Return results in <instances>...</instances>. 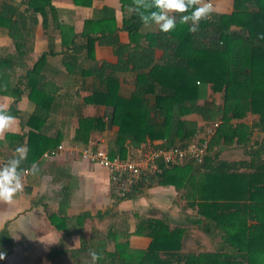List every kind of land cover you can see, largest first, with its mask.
I'll use <instances>...</instances> for the list:
<instances>
[{"label":"trees","instance_id":"trees-1","mask_svg":"<svg viewBox=\"0 0 264 264\" xmlns=\"http://www.w3.org/2000/svg\"><path fill=\"white\" fill-rule=\"evenodd\" d=\"M73 1L78 6H92L94 0ZM121 1L125 12L122 30L128 32L129 42L120 40L112 8L105 7L85 21L82 33L89 48L96 41L111 45L119 61H95L80 70L83 80L88 76L98 80L92 83L93 92L85 102L106 105L111 112L109 121L101 115L80 116L76 140L88 144L93 131H104L108 124L116 126L109 154L125 158L133 154L128 148L146 145L147 140H163L161 145L166 147L186 144L198 136L197 141L202 142L203 127L188 118L192 114L209 123L220 121L202 164L191 159L169 165L161 162L148 179L174 185L185 207L196 211L197 227L220 238L221 243L214 248L216 253L194 256L187 248L192 230L173 226L166 218L138 216L134 234L150 237L147 249L133 248L129 233L110 229L103 238L96 234L72 250L74 264H92L89 250L101 254L96 264H242L243 257L253 261L254 253L264 251V137H253L254 132H264V40L259 39L264 34V0H231L232 10L213 11L210 19L201 21L198 32L178 25L170 34L156 25L145 29L129 11L132 0ZM25 5L22 12L20 2L0 0V30L16 46V52L0 58L3 70L20 60V43L30 42L29 30L38 19L27 17V12L42 13L45 25L48 10L58 20L52 0H26ZM108 24L114 27L107 28ZM158 51L162 52L160 57ZM9 69L14 76L13 66ZM123 72L136 76L129 95L122 88ZM1 85L0 81V91ZM50 111L48 104L38 103L26 134L8 133L0 141V149L5 144L14 151L27 145V160L22 164L25 170L63 139L60 132L47 134L43 126ZM9 113L17 115L16 104ZM225 147L243 149L250 158L222 159ZM86 218L81 216L79 224Z\"/></svg>","mask_w":264,"mask_h":264},{"label":"crops","instance_id":"crops-1","mask_svg":"<svg viewBox=\"0 0 264 264\" xmlns=\"http://www.w3.org/2000/svg\"><path fill=\"white\" fill-rule=\"evenodd\" d=\"M8 1L20 2L22 12L26 8V0ZM226 2L221 0V12L232 10L231 1L229 9H225ZM52 4L58 9V20L55 21L54 13L48 10L47 25L42 13L25 12L27 17L36 16L38 22L29 30L32 33L30 42L20 43V60L16 65L6 66L4 70L0 67V81L3 84L0 106L9 113V108L16 104L17 115L9 113L15 119L8 133L25 135L30 129L27 122L35 113L37 104H48L51 111L43 126L49 135L61 133L63 139L57 146L63 144L65 149L58 156L42 157L35 162L38 171L35 174L29 172L24 190L13 198L12 203L0 201V252L5 253L0 264H60L61 260L63 264H74L72 250L79 249L82 242L89 241L96 234L97 238H103L110 229L129 233L133 248L147 249L151 243L150 237L134 234L138 216L166 218L173 226L193 228L191 239L196 244L192 247L194 256L216 253L214 248L221 243L220 238L216 239L197 227L194 222L196 211L185 207L187 204L180 198L174 185L160 184L147 177L134 194L123 199L112 184L108 170L81 156V150L88 146H102L109 150L118 127L108 124L104 131H93L88 144L76 140L80 116L101 115L109 121L107 116L111 112L106 105L85 102L98 80L94 76L83 80L79 72L92 66L95 61L100 64H117L119 61L111 45L96 41L89 48L87 37L82 32L86 20L109 7L115 11L120 40L129 42L128 32L122 30L125 17L122 1L94 0L92 6H78L73 0H52ZM111 27L114 25H107V28ZM14 52L15 43L6 32L0 30V58ZM161 54L158 51V57ZM11 66L16 72L12 77ZM120 79L124 92L129 95L134 89L135 74L123 72ZM215 97L219 99L220 95L215 94ZM188 118L197 120L203 129L209 123L196 114ZM257 134L254 135L256 139L260 137L259 132ZM199 138L191 137L186 144ZM162 142L147 140L146 145L162 146ZM3 147L0 149V167L15 155V151L6 144ZM240 151V148L225 147L221 158L234 160L228 155L235 156ZM52 215H55L54 220ZM84 215L87 218L80 225V217ZM195 232H198L196 236ZM109 247L113 248V244H109ZM253 255V261L243 257L242 264H264V251Z\"/></svg>","mask_w":264,"mask_h":264},{"label":"clouds","instance_id":"clouds-1","mask_svg":"<svg viewBox=\"0 0 264 264\" xmlns=\"http://www.w3.org/2000/svg\"><path fill=\"white\" fill-rule=\"evenodd\" d=\"M129 11L138 16L145 29L156 25L161 32L170 34L178 25L187 26L191 33L198 32L201 21L210 19L214 9L206 0H132ZM259 39L264 40V34ZM14 119L0 106V141L6 138ZM28 151L27 146H18L15 155L0 167V201L12 203L13 198L24 190L23 176L26 170L22 168V164L27 160ZM27 171L35 174L38 165L33 163ZM89 255L92 264L102 258L95 250H89ZM4 257L5 253L0 252V259Z\"/></svg>","mask_w":264,"mask_h":264},{"label":"built area","instance_id":"built-area-1","mask_svg":"<svg viewBox=\"0 0 264 264\" xmlns=\"http://www.w3.org/2000/svg\"><path fill=\"white\" fill-rule=\"evenodd\" d=\"M206 2L212 6L214 5L213 0H206ZM220 124V121H212L206 124L203 129L205 138L202 142L195 141L172 147L153 146L149 143L145 147L133 150V154L125 158L120 156L112 157L109 154V150L102 146H88L81 150V156L86 161L106 168L119 196L126 199L134 194L143 179L149 177V174L156 172L160 168L161 162L169 165L191 159L197 164H202L205 160L210 140L215 135ZM63 149L65 147L61 144L56 149L46 152L44 156L46 158L58 156ZM70 152L72 153L73 151ZM29 172L26 170L24 173V184Z\"/></svg>","mask_w":264,"mask_h":264},{"label":"rangeland","instance_id":"rangeland-1","mask_svg":"<svg viewBox=\"0 0 264 264\" xmlns=\"http://www.w3.org/2000/svg\"><path fill=\"white\" fill-rule=\"evenodd\" d=\"M214 1V5L212 6L213 7V9H214V11H217V12H221L223 9H222V7L220 6V4H221V0H213ZM227 2L225 3V9H229V6H230V1L231 0H226ZM249 122H251L252 121V118L251 117H249L248 119H247ZM259 132V134H260V137H261V140H262V138L264 137V132H260V131H258ZM254 135L256 136V135H258L257 134V132H254V134H253V137H254ZM259 137V138H260ZM254 139H256V138H254ZM239 155V156H238ZM228 156H231L232 157V159H234V160H238V159H240V158H250V155H248L246 152H245V150H243V149H241V151L238 153V154H235V156H238V157H235V156H232V155H228ZM263 158H264V156H263ZM195 212V211H194ZM188 229H190V228H188ZM193 228H191L190 230H192ZM192 234H193V231H192ZM191 234V235H192ZM195 234V236H196V234H198V232L196 233H194ZM194 236V237H195ZM191 238H193L192 236L188 239V242H187V248H188V250H193L192 249V247H195L196 246V244H194L193 243V240L191 239Z\"/></svg>","mask_w":264,"mask_h":264}]
</instances>
